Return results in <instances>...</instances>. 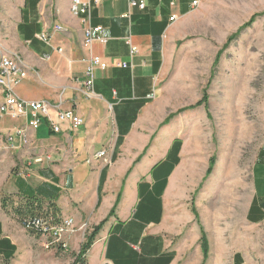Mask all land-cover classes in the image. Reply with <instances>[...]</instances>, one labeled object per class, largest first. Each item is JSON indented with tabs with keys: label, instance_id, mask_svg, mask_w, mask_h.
Listing matches in <instances>:
<instances>
[{
	"label": "crops",
	"instance_id": "0c3cea01",
	"mask_svg": "<svg viewBox=\"0 0 264 264\" xmlns=\"http://www.w3.org/2000/svg\"><path fill=\"white\" fill-rule=\"evenodd\" d=\"M27 1L12 41L2 40L9 54L30 66L18 92L52 104L62 99L64 108L75 110L84 123L78 128L62 123L59 133L44 123L32 133L30 144L17 139V147L8 149L6 134L24 120L0 118V264H72L86 240V229L104 220L83 264H184L183 227L177 210L164 200L169 190L173 196L182 185L180 172L173 171H180L182 154L178 140L169 141L163 133L156 136L151 128L165 113L157 104L155 83L174 42V30L202 0L197 7L195 0H176L174 5L170 0H148L145 10L133 9L131 27L124 17L129 9L126 0H102L93 6L92 24L102 26L101 35L108 38L104 45L95 43L93 51L109 64L96 71L94 98L82 92L88 53L81 18L70 12L71 0H54L55 10L48 18L42 13V0H36L32 11L27 10ZM174 14L177 20L171 22ZM55 24H62L65 31L53 33ZM43 31L51 35L54 46L63 47V53L35 37ZM130 33L138 47L133 60L126 42ZM118 61H133L134 67H117ZM154 90L156 97L151 99ZM104 149L111 164L94 158ZM37 157L44 160L36 162ZM262 157L264 146L258 161ZM165 165L171 171L164 170ZM260 183L262 187L261 179ZM263 194L264 189L251 201L250 224L264 222ZM8 195L38 201L57 218H74L75 230L65 237L68 248L26 231L2 205Z\"/></svg>",
	"mask_w": 264,
	"mask_h": 264
},
{
	"label": "rangeland",
	"instance_id": "374dc122",
	"mask_svg": "<svg viewBox=\"0 0 264 264\" xmlns=\"http://www.w3.org/2000/svg\"><path fill=\"white\" fill-rule=\"evenodd\" d=\"M36 2L28 0L27 10ZM24 3L0 0L2 44L12 41ZM54 4L41 1L46 18ZM174 38L155 83L165 113L151 130L178 140L182 154L180 171L172 169L180 172L182 185L164 200L183 227L184 264H264V222L247 220L253 197L264 189V157L258 161L264 146V0H202L180 21Z\"/></svg>",
	"mask_w": 264,
	"mask_h": 264
},
{
	"label": "built area",
	"instance_id": "2783aa9c",
	"mask_svg": "<svg viewBox=\"0 0 264 264\" xmlns=\"http://www.w3.org/2000/svg\"><path fill=\"white\" fill-rule=\"evenodd\" d=\"M102 0H71L70 12L72 15L80 17L83 24V48L87 51V56L83 60L86 63L84 88L82 92L88 98L97 96L94 90L95 75L98 69L104 70L109 64L93 51L95 43L106 44L108 38L101 35L102 26H94L92 24L93 6L99 5ZM128 2V11L124 17L129 19L131 27V17L133 9L138 8L145 10L148 0H126ZM162 2L163 0H159ZM201 0H195L193 6H199ZM176 0H170V4L174 5ZM171 22L177 20L174 14L170 17ZM65 28L62 24L53 26V33H63ZM35 37L50 46L58 53H63V47H56L52 44V37L47 31H43L35 35ZM126 42L130 47L131 59L138 53V47L134 44L131 33L126 37ZM46 60L50 59L49 55L44 56ZM133 62V61H132ZM118 61L115 66L122 68H133V63ZM30 66L22 60L18 55L9 54L4 45L0 42V118L11 120H24L23 125L17 126L12 132L6 134L8 145L6 148L15 149L17 147L16 140L20 139L21 144L28 145L31 143L32 133L36 132L42 124H48L55 133L61 131V124L68 123L73 128H78L84 123L83 118L71 108H64V102L60 99L56 104H52L46 100H30L22 97L18 92V86L27 78ZM154 99L156 91L154 90L149 96ZM52 111H56L54 116ZM94 158L103 159L105 164H111V158L107 156V150H101L96 153ZM47 159H50L47 156ZM43 157H37L36 162H42ZM27 230H37L46 236L50 243L60 244L63 249L68 248L65 240L66 235L75 230V220L72 217L61 218V222L55 224L43 216H35L27 219L22 225Z\"/></svg>",
	"mask_w": 264,
	"mask_h": 264
},
{
	"label": "trees",
	"instance_id": "16d2710c",
	"mask_svg": "<svg viewBox=\"0 0 264 264\" xmlns=\"http://www.w3.org/2000/svg\"><path fill=\"white\" fill-rule=\"evenodd\" d=\"M256 17H257V15H254L251 18V20L247 23V25H250L251 23H253L254 20L256 19ZM235 37H236V35L230 36L228 38L226 46L228 44H230L235 39ZM172 116L173 115H170L166 119V122L169 121ZM177 143L179 144V142H177ZM214 165H215V159H212L210 161V166L207 170V176H209L212 173ZM2 205L4 206L5 209L9 210L11 213L16 215L18 217V219L20 220V223L22 225L24 224V222L27 219L33 218L35 216H43L46 218H50V220H52V222L55 224H58L59 222H61V219L57 218V216L54 215L55 213H51V212L46 211L44 209L42 203H40L38 201L31 200L30 198L27 200H23V201L21 200L20 201L18 199H14L12 196L8 195V196H5L2 198ZM112 212H115V208H113ZM105 223H106V220H104L100 224L96 225L93 229V232L90 235L86 236V240L82 244L81 251H80L78 257L76 258V260L72 264H83L84 263L85 255L87 254V251L92 246L96 235L103 228ZM27 231L30 233H33V234L42 235L41 232H39L37 230H33V228L31 230H27ZM201 239H202L203 252L205 255V259H206L208 256L209 245H208L207 237H206L204 232L202 234ZM59 246H60V248L63 249V247L60 244H59Z\"/></svg>",
	"mask_w": 264,
	"mask_h": 264
},
{
	"label": "water",
	"instance_id": "95a60500",
	"mask_svg": "<svg viewBox=\"0 0 264 264\" xmlns=\"http://www.w3.org/2000/svg\"><path fill=\"white\" fill-rule=\"evenodd\" d=\"M103 264H109L108 262H105V263H103Z\"/></svg>",
	"mask_w": 264,
	"mask_h": 264
}]
</instances>
